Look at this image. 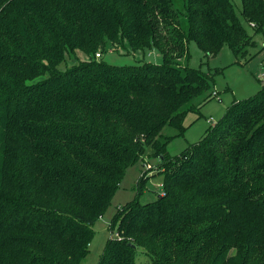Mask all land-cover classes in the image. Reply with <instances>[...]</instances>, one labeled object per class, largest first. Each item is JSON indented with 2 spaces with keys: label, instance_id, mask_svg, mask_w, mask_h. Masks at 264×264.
<instances>
[{
  "label": "trees",
  "instance_id": "16d2710c",
  "mask_svg": "<svg viewBox=\"0 0 264 264\" xmlns=\"http://www.w3.org/2000/svg\"><path fill=\"white\" fill-rule=\"evenodd\" d=\"M242 18L263 29L264 0H242ZM253 38L231 0H0V264H83L150 149L165 195L119 211L101 264L138 249L151 264H264V90L182 155L161 143L211 98V77L181 63L189 42L245 55ZM115 50L162 62L95 57Z\"/></svg>",
  "mask_w": 264,
  "mask_h": 264
},
{
  "label": "rangeland",
  "instance_id": "374dc122",
  "mask_svg": "<svg viewBox=\"0 0 264 264\" xmlns=\"http://www.w3.org/2000/svg\"><path fill=\"white\" fill-rule=\"evenodd\" d=\"M237 16L243 22L249 34L253 35L255 46L246 49V54H236L224 46L215 56L206 55L195 41L188 44L189 56L181 61L183 66L200 70L212 79L211 98L202 103L199 113H191L185 121L186 129L183 132L166 127L162 132L161 143L171 157H177L186 152L191 146L199 143L224 119L227 113L236 105L244 104L257 98L264 90V26L257 33L242 18V0H231ZM102 53V52H101ZM97 60L115 67L132 69L145 61L156 64L162 62L160 55L152 52L112 51L102 53ZM86 57L81 54L80 59ZM68 66L74 61L70 60ZM60 68H64L61 65ZM217 96H214L215 94ZM162 163L158 155L147 150L143 158L128 167L112 196L111 205L103 217L95 224V238L89 245L90 254L83 264H101L107 244L119 239L120 222L114 224L115 216L136 201L142 204L154 202L165 191L161 174ZM142 185V186H141ZM161 192L164 195L160 194ZM113 259L111 260V262ZM109 262V263H111ZM136 264H151L150 256L145 249H138L135 255Z\"/></svg>",
  "mask_w": 264,
  "mask_h": 264
},
{
  "label": "built area",
  "instance_id": "2783aa9c",
  "mask_svg": "<svg viewBox=\"0 0 264 264\" xmlns=\"http://www.w3.org/2000/svg\"><path fill=\"white\" fill-rule=\"evenodd\" d=\"M252 26H253V25H252ZM97 56L99 57L100 55H99V54H97ZM214 94H215L214 96H217V94H216V93H214ZM160 187H161L162 189L164 188V187H163V185H161ZM160 194H161V195H162V194L164 195V193H163V192H161Z\"/></svg>",
  "mask_w": 264,
  "mask_h": 264
},
{
  "label": "water",
  "instance_id": "95a60500",
  "mask_svg": "<svg viewBox=\"0 0 264 264\" xmlns=\"http://www.w3.org/2000/svg\"><path fill=\"white\" fill-rule=\"evenodd\" d=\"M162 197V196H161Z\"/></svg>",
  "mask_w": 264,
  "mask_h": 264
}]
</instances>
